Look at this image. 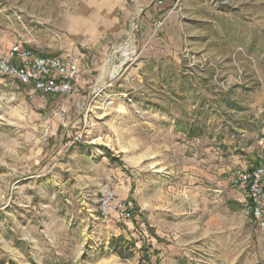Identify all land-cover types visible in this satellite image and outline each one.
Returning a JSON list of instances; mask_svg holds the SVG:
<instances>
[{"label":"rangeland","instance_id":"rangeland-1","mask_svg":"<svg viewBox=\"0 0 264 264\" xmlns=\"http://www.w3.org/2000/svg\"><path fill=\"white\" fill-rule=\"evenodd\" d=\"M20 38L78 56L82 81L0 77V264H140L143 245L154 264H264L229 181L264 157V0H0V55ZM107 185L136 222L104 215Z\"/></svg>","mask_w":264,"mask_h":264},{"label":"built area","instance_id":"built-area-1","mask_svg":"<svg viewBox=\"0 0 264 264\" xmlns=\"http://www.w3.org/2000/svg\"><path fill=\"white\" fill-rule=\"evenodd\" d=\"M23 39H16L0 55V77L17 80L30 86L33 94L66 96L72 94L82 81L81 60L75 55L42 56L34 52ZM62 106L54 114L65 119ZM232 187L246 200L247 215L264 227V157L251 168L237 169L230 179ZM103 213L119 220H134L132 205L117 202L114 191L107 185L103 190Z\"/></svg>","mask_w":264,"mask_h":264},{"label":"trees","instance_id":"trees-1","mask_svg":"<svg viewBox=\"0 0 264 264\" xmlns=\"http://www.w3.org/2000/svg\"><path fill=\"white\" fill-rule=\"evenodd\" d=\"M40 55H42V56H47V55H45V54H40ZM133 216H134V214H133ZM134 217H135V216H134ZM134 221H135V220H134ZM135 222H136V221H135ZM148 228H149V230L151 231V233H154L153 228H151L149 225H148ZM153 235H154V234H153ZM155 237H156V239H157L158 241H162V239H161L159 236H155ZM120 243H124L126 246L130 245V246H132V247H135V243H134V241L130 242V241H128V240H125L124 237H122V236H121L120 238H114V239L112 240V242H111V245H112V247L115 249L116 254H117L118 256H120V257H124V248L118 246ZM140 252H141V254H142L140 264H143V263H146V264H154V263L152 262V260H151V256H152V255H156V256L159 255V252H158V251L153 250L152 248H148V249H146V247H145L144 245L141 247ZM151 253H152V254H151Z\"/></svg>","mask_w":264,"mask_h":264},{"label":"bare ground","instance_id":"bare-ground-1","mask_svg":"<svg viewBox=\"0 0 264 264\" xmlns=\"http://www.w3.org/2000/svg\"><path fill=\"white\" fill-rule=\"evenodd\" d=\"M135 54H136V48L133 47L132 44H129V45L124 44L120 47L115 48V51L112 54L111 58L113 59L114 57H117V55H119L121 58H124V61L126 62L127 60H130L133 56H135ZM111 58H110V60H111ZM108 67H109V69H107V72H106L107 74H103L101 79L98 81L101 84L97 88H99L101 85H103L102 83H105L106 78H114V77H116V75L120 71L119 66L111 65V64H109V62H108Z\"/></svg>","mask_w":264,"mask_h":264},{"label":"water","instance_id":"water-1","mask_svg":"<svg viewBox=\"0 0 264 264\" xmlns=\"http://www.w3.org/2000/svg\"><path fill=\"white\" fill-rule=\"evenodd\" d=\"M144 10H145V9H142L140 12H143ZM132 38H133V34L131 33V34L129 35V37H128L126 43H125V45H126V44H128V45L131 44V42H132ZM107 69H108V68H107ZM106 72H107V70H106ZM106 72H105V74H107ZM107 79H108V78L105 79V83L107 82Z\"/></svg>","mask_w":264,"mask_h":264},{"label":"crops","instance_id":"crops-1","mask_svg":"<svg viewBox=\"0 0 264 264\" xmlns=\"http://www.w3.org/2000/svg\"><path fill=\"white\" fill-rule=\"evenodd\" d=\"M260 161H261V160H260ZM259 163H260V162H259ZM259 163L255 164V165H258ZM255 165H252L251 167H253V166H255ZM251 167H250V168H251Z\"/></svg>","mask_w":264,"mask_h":264}]
</instances>
